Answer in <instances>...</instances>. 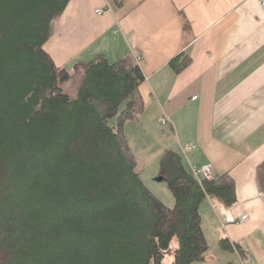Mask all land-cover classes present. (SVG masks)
Returning <instances> with one entry per match:
<instances>
[{
    "label": "trees",
    "instance_id": "16d2710c",
    "mask_svg": "<svg viewBox=\"0 0 264 264\" xmlns=\"http://www.w3.org/2000/svg\"><path fill=\"white\" fill-rule=\"evenodd\" d=\"M70 1L0 0V264H167L170 252V264L206 263L201 206H234V180L198 181L168 149L160 176L176 204L154 196L126 136L144 110L140 66L99 55L72 98L70 71L44 49ZM191 63L182 53L169 66Z\"/></svg>",
    "mask_w": 264,
    "mask_h": 264
},
{
    "label": "crops",
    "instance_id": "0c3cea01",
    "mask_svg": "<svg viewBox=\"0 0 264 264\" xmlns=\"http://www.w3.org/2000/svg\"><path fill=\"white\" fill-rule=\"evenodd\" d=\"M44 49L68 71L84 69L99 55L110 62L133 58L145 80L139 87L144 110L126 125L132 150L131 133L141 151L168 150L171 143L190 169L211 165L214 176L228 174L237 193V203L228 209L237 219L248 218L223 225L207 200L203 230L221 232L218 242L227 239L234 249L219 247L225 258L220 264H264L258 171L264 163V7L259 0H71ZM182 53L192 63L176 74L169 63ZM216 258L212 262L219 264Z\"/></svg>",
    "mask_w": 264,
    "mask_h": 264
},
{
    "label": "rangeland",
    "instance_id": "374dc122",
    "mask_svg": "<svg viewBox=\"0 0 264 264\" xmlns=\"http://www.w3.org/2000/svg\"><path fill=\"white\" fill-rule=\"evenodd\" d=\"M71 72L73 79L68 82L67 84H64L62 87L66 93L71 95H76L80 86V83L82 81V78L84 76V69L81 68H75V69H69ZM132 141V145L134 149L132 150L134 155L136 156L137 162H138V168L137 170L141 172L140 176L146 187L156 196L159 200H161L166 206L169 208H173L175 206V197L171 190L169 189L168 182L166 181L167 176L161 175L163 177V181H158V178L160 177V169H161V162H160V152H163L165 149L163 147H158L159 151L155 149L154 152L150 153L149 149H144L141 151V149L136 145L134 138V135H129ZM169 146L171 150L177 152L181 155L184 165L187 169H190L187 159L185 156H183L180 153V150L178 148H175L174 145L169 143ZM165 148V147H164ZM157 150V151H156ZM141 152V153H140ZM212 203H214L212 201ZM212 206V205H211ZM209 205L207 203H203L201 206V215L202 217H206V214L209 212ZM204 228V227H203ZM206 233L207 240L210 245V250L207 254V261L204 264H215L216 260L214 262L213 259L216 257H219V264L224 262L225 258L220 257V249L218 246V240L220 235H222L221 232L218 233V231H211L208 229V227H205L204 229ZM174 247L177 246V242L173 244ZM172 259L171 252L169 253V256L167 257V260L165 263L170 264V260ZM217 259V258H216ZM218 262V259H217ZM218 264V263H217Z\"/></svg>",
    "mask_w": 264,
    "mask_h": 264
},
{
    "label": "built area",
    "instance_id": "2783aa9c",
    "mask_svg": "<svg viewBox=\"0 0 264 264\" xmlns=\"http://www.w3.org/2000/svg\"><path fill=\"white\" fill-rule=\"evenodd\" d=\"M261 5L264 7V0H259ZM104 10H99L98 14H103ZM137 61H139V58H137ZM194 100L197 99V97L193 98ZM191 172L193 176L198 180L201 181V179L206 177H211L214 175L213 167L211 165H204L202 167H191ZM213 210L218 214L219 218L223 221V225L227 224H237V223H243L247 220V215H242L240 219H237L234 214L230 211V209L226 208L221 203H211Z\"/></svg>",
    "mask_w": 264,
    "mask_h": 264
},
{
    "label": "water",
    "instance_id": "95a60500",
    "mask_svg": "<svg viewBox=\"0 0 264 264\" xmlns=\"http://www.w3.org/2000/svg\"><path fill=\"white\" fill-rule=\"evenodd\" d=\"M163 179H164V178L160 176V177L158 178V181H163Z\"/></svg>",
    "mask_w": 264,
    "mask_h": 264
}]
</instances>
